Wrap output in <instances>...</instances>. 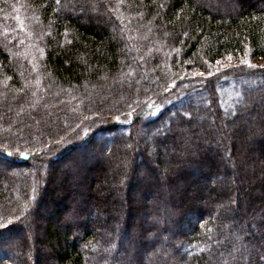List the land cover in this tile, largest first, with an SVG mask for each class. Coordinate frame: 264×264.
<instances>
[{"label":"trees","instance_id":"obj_1","mask_svg":"<svg viewBox=\"0 0 264 264\" xmlns=\"http://www.w3.org/2000/svg\"><path fill=\"white\" fill-rule=\"evenodd\" d=\"M243 60L264 1L0 0V264H230L225 238L264 225V67ZM75 159L115 164L111 205L54 185Z\"/></svg>","mask_w":264,"mask_h":264},{"label":"rangeland","instance_id":"obj_2","mask_svg":"<svg viewBox=\"0 0 264 264\" xmlns=\"http://www.w3.org/2000/svg\"><path fill=\"white\" fill-rule=\"evenodd\" d=\"M256 1H264V0H256ZM237 64L238 63L236 61H233L232 59H230V60L228 59L225 62L221 63V65L219 67L224 69V68L231 66V68H232V67H237ZM252 65L262 67V66H264V60H259L255 63H252ZM251 121H252V118H250V120H248V123H250ZM250 149H252V145L246 144L245 148L242 149L243 154L246 155ZM210 158L213 160L215 159L212 156ZM75 161H77V162H75ZM75 161H74L75 163L72 162L73 164L71 163L69 165V171L71 172V174L70 175L68 174V177H66V176L64 177V173L58 174L59 176L57 175L56 179L53 180L54 185L55 186H58V185L65 186V187H63V191L65 193L67 192L70 194V196L72 197V200H73L72 202H76L78 199L86 200V199L91 198L89 195L90 192L87 190V188H88L89 184H91L92 180L94 179V182H96L94 184V189H95L94 191L99 192L102 195L103 194L108 195L110 193L109 194L110 196L108 197L107 201L106 200H104V201L107 205H111V203H113L116 200V193L113 192V195L111 193V191H114L113 185L111 184L112 183L111 178L114 176V173H115L114 171H116L115 170V168H116L115 164L110 163L109 165L107 164L106 166L101 165V167H100V165L97 164V165H94L92 167H89V165L83 166L82 160L80 161L79 159H75ZM253 161H254V163L252 165V168H255L258 165L260 167L264 165V161L260 162V160H258V159L257 160L253 159ZM104 164H106V163H104ZM88 168L90 171L86 172L85 170H88ZM19 169L20 168H14L13 170L16 171ZM240 169H241L240 171L252 170L251 168H249L247 166H241ZM178 170H179V168H178ZM254 170L250 171V175L248 176L249 179H248L247 185L250 187V190L252 191L251 192L252 195L260 197L261 194H264V186L259 185L258 181L261 179V175H263L261 173H263V172H259L260 168H257L258 171H256V170L254 171ZM66 171L69 172L68 170H66ZM240 171H238V173H240ZM251 172H253V173H251ZM73 173L76 174V176L73 175ZM234 176H235V174L233 172V174H231L230 176L227 177V181H228V183L233 185V188L237 189L241 185L240 183L244 182V181L241 178H240V181L239 180L234 181ZM63 178L65 179V181ZM67 180H69V181H67ZM192 184L193 185H191L189 187L190 188V193H189L190 196H193L197 191L201 192L202 194H207V193L211 192V190L214 192L218 191V187H214L213 185L211 186L208 181H199V183L195 182ZM139 186H141V185H139ZM143 187L144 186H142V188ZM142 188H140V190ZM219 188H221V187H219ZM76 189H78V190H76ZM67 195H65V196H67ZM60 199H61V197H60ZM131 199L134 203H136V205H138L140 203V201L142 199H141L140 194H139V189L137 192H134L132 194ZM58 201H59V199L57 200V203H59ZM63 201H64V199H63ZM261 206L264 207L263 204ZM216 210L218 211V207L216 208ZM137 215L141 216L142 213L138 212ZM64 220H66V219H64ZM35 222H36L35 226L32 227V230H33L32 232H34V233L36 232V233H38V235H41L42 228L40 226V221L36 220ZM53 224H55L54 221H53ZM43 246H44L43 247L44 252L50 251L49 246L46 244V242L43 244Z\"/></svg>","mask_w":264,"mask_h":264},{"label":"snow or ice","instance_id":"obj_3","mask_svg":"<svg viewBox=\"0 0 264 264\" xmlns=\"http://www.w3.org/2000/svg\"><path fill=\"white\" fill-rule=\"evenodd\" d=\"M228 59L230 60L231 57L229 56ZM216 63L220 65L221 62L216 61ZM241 63L248 68L255 67L247 60H243ZM233 203L239 207L240 202L238 200L233 201ZM4 227L0 224V228ZM225 239L231 245L227 252L230 264H264V225L252 223L251 230L246 225H241ZM219 243L222 244L223 241ZM220 255L224 256L225 253H220Z\"/></svg>","mask_w":264,"mask_h":264},{"label":"bare ground","instance_id":"obj_4","mask_svg":"<svg viewBox=\"0 0 264 264\" xmlns=\"http://www.w3.org/2000/svg\"><path fill=\"white\" fill-rule=\"evenodd\" d=\"M94 183H95V182H94V179H93L92 182H91V184H89V186H88V188H87V190H88L91 194L94 193V192H93V188H92L93 185H94Z\"/></svg>","mask_w":264,"mask_h":264}]
</instances>
